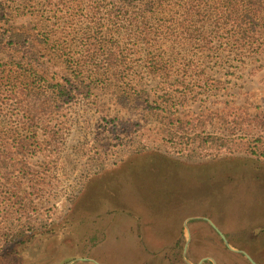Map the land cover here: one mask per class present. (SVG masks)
I'll list each match as a JSON object with an SVG mask.
<instances>
[{
  "label": "rangeland",
  "instance_id": "rangeland-1",
  "mask_svg": "<svg viewBox=\"0 0 264 264\" xmlns=\"http://www.w3.org/2000/svg\"><path fill=\"white\" fill-rule=\"evenodd\" d=\"M200 1L0 0V37L71 91L25 119L0 86V264H66L74 246L101 264H250L201 218L264 264V44L216 33L248 0L220 20Z\"/></svg>",
  "mask_w": 264,
  "mask_h": 264
},
{
  "label": "trees",
  "instance_id": "trees-1",
  "mask_svg": "<svg viewBox=\"0 0 264 264\" xmlns=\"http://www.w3.org/2000/svg\"><path fill=\"white\" fill-rule=\"evenodd\" d=\"M236 1L237 0H201L200 4L203 5L196 6V9L199 14L203 13V16L207 15V17H210L214 13L215 17L220 20L229 17V14H226V12H228L227 7L229 4H234ZM239 7L240 4L235 5V9L233 10L240 11ZM186 17H190L189 12L186 13ZM202 26L203 38H208L209 35L212 34V31L204 29V24ZM228 26H230L229 29H227ZM220 32H225L228 34L225 38L227 45H232L236 48H253L254 50L260 49L264 44V0L261 2L259 0H248L246 8L240 11V13L234 20H232L231 23L225 22V24L219 25L216 33L220 34ZM14 39L20 40V36L13 34L12 36L0 37V54H4L8 50L13 51L20 56V62L25 64L24 61H27V64L26 67H21V70L14 69L16 66L13 68V66L8 65L7 67H9V69H7L5 64H0V86L10 89V92L13 91L15 86H18V90L12 93L13 95H16L15 100L18 101L16 104L18 110L25 112V114H29L24 117L25 119H32L34 118L33 113L36 111V109H38V102L42 97L49 101L61 100L66 97L68 100L71 91L67 92L66 90L64 91V89H61V86H64L63 84H54V82L62 79L58 77L55 72L53 73V67L41 60L39 56L41 52L37 51L35 45L29 43L28 41H26L24 44H19ZM27 65L30 66L31 69L28 68ZM29 72H32V77H27L25 75V73ZM79 75H81V73H79ZM20 76L21 80L19 82ZM30 79H32V83L28 85L27 82ZM47 79L52 80L51 85L47 83ZM9 86L12 88H7ZM29 87L30 89H28ZM23 103L25 104V108L21 107ZM54 103H56V101H54ZM25 114H23V116ZM0 160V172H3V170H5L4 168L7 166V163L12 159L10 155L7 154L6 157H0ZM5 161L7 163H5ZM2 162L6 164V166H2ZM115 184L116 182L113 180L110 184H108V186L112 187ZM126 187L132 188L129 183H126ZM129 191H132L133 194H135L133 188ZM130 197L131 196L129 195L128 198ZM112 209L114 210L115 207ZM112 209L110 214L114 216L113 214H115V212H113ZM93 232L92 238L94 240L96 230ZM57 234L58 233L56 232H51L50 236L48 237L50 239H54ZM82 254L86 256L89 255L88 251L82 252Z\"/></svg>",
  "mask_w": 264,
  "mask_h": 264
},
{
  "label": "crops",
  "instance_id": "crops-1",
  "mask_svg": "<svg viewBox=\"0 0 264 264\" xmlns=\"http://www.w3.org/2000/svg\"><path fill=\"white\" fill-rule=\"evenodd\" d=\"M74 247L75 249L73 250V252L70 255H68L66 258L62 259V260L68 259L66 264H101L99 261L91 259L90 256L87 257L84 254L80 255L78 252V248L76 246ZM119 254H121L120 251H119ZM83 259H86L88 261H83ZM104 263L105 262H102V264Z\"/></svg>",
  "mask_w": 264,
  "mask_h": 264
},
{
  "label": "water",
  "instance_id": "water-1",
  "mask_svg": "<svg viewBox=\"0 0 264 264\" xmlns=\"http://www.w3.org/2000/svg\"><path fill=\"white\" fill-rule=\"evenodd\" d=\"M201 219H203L204 221H206L210 224L212 229L220 236V238L222 239V241H223V243L227 249H229L232 252L241 253L242 255H244L247 258V260L249 261L250 264H255L254 261L250 257H248L245 253L237 252V251L233 250L231 248L230 244L228 243L227 239L225 238V236L218 230V228L210 220L205 219V218H201ZM185 227H186V225H185ZM187 244H188V240L186 241V246H187ZM83 261H88V260L83 259Z\"/></svg>",
  "mask_w": 264,
  "mask_h": 264
}]
</instances>
